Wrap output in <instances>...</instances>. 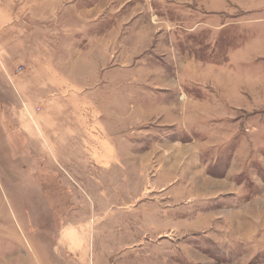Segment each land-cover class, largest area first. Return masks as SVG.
I'll return each instance as SVG.
<instances>
[{
    "label": "rangeland",
    "instance_id": "374dc122",
    "mask_svg": "<svg viewBox=\"0 0 264 264\" xmlns=\"http://www.w3.org/2000/svg\"><path fill=\"white\" fill-rule=\"evenodd\" d=\"M191 6L0 0V264H264V109L198 133L176 80L251 33Z\"/></svg>",
    "mask_w": 264,
    "mask_h": 264
},
{
    "label": "crops",
    "instance_id": "0c3cea01",
    "mask_svg": "<svg viewBox=\"0 0 264 264\" xmlns=\"http://www.w3.org/2000/svg\"><path fill=\"white\" fill-rule=\"evenodd\" d=\"M177 1L188 3V5L189 3H193V6L190 8H193L194 12L202 15L204 21L213 27L212 30L210 28L213 40L212 44L215 43L214 40L218 38L220 33L226 32L232 26V23L251 33L238 48L229 49L225 53L223 61L220 63L212 61L204 65L198 63L196 66L195 63L197 62L192 59L186 65L184 63L182 64L183 67H188L191 64V67L204 68L206 77L192 76L189 79L185 76H177L178 87H183L182 85L184 84L192 85L203 82L208 83L211 90L207 91V97L206 99L204 98V101H207V105L201 100L199 91L195 92L196 94H190L186 90L184 91L183 88V94L181 96L179 95L178 99L184 96V99L191 100V106H196V109L194 108L196 112L190 115L191 121L189 122L191 123V129L198 133L203 132V130H208L207 128L205 129L203 124L208 119L206 118V114L204 115L198 112L200 107H204L205 113L206 108L210 110V115L208 116H216L220 119L223 116L221 120L214 118L215 122H223V125L226 124L224 116L227 117L231 114L229 111L232 109L247 111L252 106H254L253 109H264V0H208V7H204L202 10L200 9L199 0H195L196 3H199L197 6L194 5V0ZM250 3L253 4L249 5ZM231 5H235L241 10L239 15L234 18V21L231 16L232 13L230 12ZM213 50L214 48L210 50V53L215 54L216 52ZM187 60L185 59V61ZM201 101H203V105ZM178 105L180 107V104ZM183 106L181 105V110ZM223 111L224 114H222ZM167 113L162 117L165 125H177L176 127L178 129V125L181 126L185 123L183 113L182 115H172L171 111ZM191 137L194 142H197L194 145L197 147H212L216 145L213 144L210 146V144L199 142L200 140L197 141L195 134H192ZM208 141H211V139H208Z\"/></svg>",
    "mask_w": 264,
    "mask_h": 264
}]
</instances>
